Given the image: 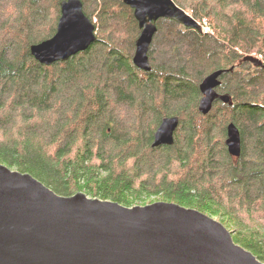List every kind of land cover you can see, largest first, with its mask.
Returning <instances> with one entry per match:
<instances>
[{"label":"trees","instance_id":"1","mask_svg":"<svg viewBox=\"0 0 264 264\" xmlns=\"http://www.w3.org/2000/svg\"><path fill=\"white\" fill-rule=\"evenodd\" d=\"M61 1L0 0V163L61 195L196 208L264 262V66L244 60L264 62V0H174L209 30L159 19L151 71L132 61L141 30L124 0H82L95 42L65 61L37 60L31 46L55 34ZM218 69L231 103L202 114L200 83ZM173 115L174 143L153 146ZM232 122L240 156L226 145Z\"/></svg>","mask_w":264,"mask_h":264},{"label":"water","instance_id":"2","mask_svg":"<svg viewBox=\"0 0 264 264\" xmlns=\"http://www.w3.org/2000/svg\"><path fill=\"white\" fill-rule=\"evenodd\" d=\"M134 10L140 34L132 61L151 71L149 51L159 19L203 31L202 25L174 0H124ZM55 34L31 46L41 63L51 65L87 50L97 39L96 25L82 0H62ZM244 60L264 66L260 57ZM225 70L200 83L198 109L208 114L216 100L231 103L217 91ZM179 116L161 120L153 146L172 145ZM226 145L240 156V129L227 126ZM0 264H264L238 244L220 220L176 202L126 206L91 197L84 191L61 195L29 172L0 163Z\"/></svg>","mask_w":264,"mask_h":264},{"label":"rangeland","instance_id":"3","mask_svg":"<svg viewBox=\"0 0 264 264\" xmlns=\"http://www.w3.org/2000/svg\"><path fill=\"white\" fill-rule=\"evenodd\" d=\"M94 20H96V23H97V18L94 16V18H93ZM204 21H206V20H204ZM203 24H204V22H203ZM181 25V24H180ZM206 25L209 27V24L208 23H206ZM182 27H183V25H182ZM208 30H209V28H208ZM207 31V30H206ZM259 56V55H258ZM12 169H15V167H12ZM154 199H156V196H153V197H151V198H147V197H142L141 199H139L137 202H136V204H133V205H145V203L146 204H148V203H151V201L152 200H154Z\"/></svg>","mask_w":264,"mask_h":264},{"label":"built area","instance_id":"4","mask_svg":"<svg viewBox=\"0 0 264 264\" xmlns=\"http://www.w3.org/2000/svg\"><path fill=\"white\" fill-rule=\"evenodd\" d=\"M206 23H207V22L204 21V24H203V27H204V30H205V31L208 30V28H209V27L206 25Z\"/></svg>","mask_w":264,"mask_h":264}]
</instances>
